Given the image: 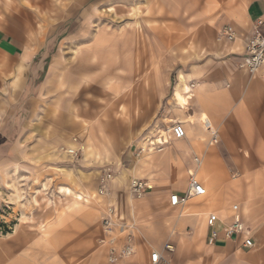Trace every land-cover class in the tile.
Returning <instances> with one entry per match:
<instances>
[{
    "label": "rangeland",
    "instance_id": "374dc122",
    "mask_svg": "<svg viewBox=\"0 0 264 264\" xmlns=\"http://www.w3.org/2000/svg\"><path fill=\"white\" fill-rule=\"evenodd\" d=\"M245 2L241 8L247 9L250 1ZM133 6L142 10L137 17L129 15ZM32 8L36 44L58 29L36 59L32 108L23 103L0 115V254L12 240L29 239L31 251L37 250L47 263L75 264L79 259L85 264L93 257L92 264H106L108 250L100 240L110 202L122 220L134 224L137 252L126 264L139 255L138 240L148 253L155 245L166 253L171 244L177 264H186L192 256L201 258L197 264H212L202 257L185 220L173 216L168 199L177 172L161 169L158 159L144 156L145 142L158 129L168 128L174 102L177 108L181 103L175 93L185 72L173 66L196 49L193 40L187 44L186 28L162 21L167 10L161 0H34ZM49 73L50 84L44 86ZM46 139L54 144L48 146ZM71 141L78 143V155L68 151ZM202 151L198 153L204 155ZM141 157L154 161L153 178L161 177L155 186L153 178H140L152 189L137 204L134 217L129 196L137 197L131 186L137 177L128 175ZM106 172L113 176L109 198L98 194ZM117 177L124 182L114 196ZM60 186L82 192L85 200L74 204ZM206 200L194 199L198 205ZM38 236L40 246L34 242ZM226 257L224 264H234L233 254Z\"/></svg>",
    "mask_w": 264,
    "mask_h": 264
},
{
    "label": "crops",
    "instance_id": "0c3cea01",
    "mask_svg": "<svg viewBox=\"0 0 264 264\" xmlns=\"http://www.w3.org/2000/svg\"><path fill=\"white\" fill-rule=\"evenodd\" d=\"M161 1L167 10L162 21L172 23V27L176 26L178 30L185 27V35L190 39L187 44L192 40L196 44V49H190L187 57L176 60L173 66V69L185 72V77L176 87L175 95L181 98V103H177L179 109L174 102L170 117L182 122L187 134L184 138L175 137V142L164 145V150L149 154L145 148L147 153L144 156L158 159L157 166L161 169L173 168L172 172H177L178 177L171 181L169 189L170 206L171 194L186 192L189 177L197 168L195 157L205 156L199 170L203 169L208 177H202L201 171L198 177L207 189L206 194L190 198L184 205L171 206L175 209L173 216L189 225L192 240L208 263L224 264L226 256L233 254L234 264H264V65L255 73L240 67L246 44L255 33L256 21H264V0H249L247 9L241 8L246 5L245 0ZM32 6L34 0L30 3L29 0H0V115L12 107L19 109L23 103L25 108H32L30 105L35 103L32 91L35 88L33 70L36 59L42 49L45 50L46 40L58 29L36 44ZM227 24L236 28V39L230 40L222 34V28ZM260 29L264 33V23ZM49 70L52 71L53 66ZM50 75L46 76L44 86L50 84ZM190 84L194 85L193 90H190ZM183 88L186 91L180 93ZM216 134L218 142L212 147ZM46 140L48 146L54 144ZM202 148L204 155L198 153ZM144 163L149 162L142 157L134 161L132 174L129 173L128 177L153 178L154 161ZM159 177L151 179L154 186ZM122 182L119 177L114 181V196ZM148 192L142 199L129 196V208L134 217L137 204L145 201ZM204 196L206 202L196 204L194 199ZM114 202L120 205L115 197ZM175 211L181 212L180 215L188 214L177 216ZM211 213L218 215L214 227L208 224ZM237 218L245 224V231L234 238H225V229ZM213 229L219 230L220 236L209 244ZM247 237L254 241L251 248L243 246ZM30 241L12 240L9 249L0 254V264L46 262L41 260V253L37 250L31 251ZM34 242L38 246L43 244L42 236ZM137 243L139 255L129 264H144L146 258V264H150L151 252L162 251L155 245L148 253L145 243L140 240ZM166 253L177 264L173 253ZM199 258L192 256L186 264H197ZM76 260L75 264H79V259ZM61 262L58 264L65 263ZM93 262L95 259L90 257L85 264ZM46 264L53 263L48 261Z\"/></svg>",
    "mask_w": 264,
    "mask_h": 264
},
{
    "label": "built area",
    "instance_id": "2783aa9c",
    "mask_svg": "<svg viewBox=\"0 0 264 264\" xmlns=\"http://www.w3.org/2000/svg\"><path fill=\"white\" fill-rule=\"evenodd\" d=\"M264 23L262 19H258L255 24V33L246 44V53L240 67L248 69L255 73L261 66L264 65V33L261 31V25ZM222 34L230 40H234L238 36V32L233 25L227 24L222 28ZM172 131L177 138L186 136V128L182 122H175L172 126ZM213 142H218V135L213 137ZM69 151V150H68ZM73 155H78L77 151H69ZM197 168L191 173L188 181V187L184 194L173 193L170 196V204L173 207L184 205L190 198L205 195L206 187L202 184L198 177L200 166L203 159L199 156L195 157ZM112 173L106 172L101 178L98 188V194L109 198L111 191ZM131 186L137 197L145 195L150 189L145 180H132ZM218 220L216 213H211L208 217V224L214 227ZM103 236L100 240L102 246L108 250L109 264H126V261L134 256L137 252L135 241L134 224L122 220L117 213V208L114 204L106 202V207L102 217ZM245 231V224L236 219L234 223L229 225L225 231V238H234ZM219 230L213 229L209 239L213 242L219 238ZM245 248L254 246V241L251 237H247L243 243ZM167 252H173L174 246L166 245ZM150 264H174L172 258L163 251L153 250L151 252Z\"/></svg>",
    "mask_w": 264,
    "mask_h": 264
},
{
    "label": "bare ground",
    "instance_id": "6f19581e",
    "mask_svg": "<svg viewBox=\"0 0 264 264\" xmlns=\"http://www.w3.org/2000/svg\"><path fill=\"white\" fill-rule=\"evenodd\" d=\"M112 10H113V7H110L109 11H112ZM141 12H142V10L140 8H137V7H134L133 6L132 9H131V11L129 12V15L130 16H133V17H137ZM25 57H27V55ZM183 91H186V89L183 88L180 91V93L183 92ZM73 115L74 116H78L77 112L75 114H73ZM168 119H169L168 128H165V129L164 128L163 129L161 128V129H158L157 131L155 130L156 131L155 137L154 138H149L148 139L149 141L148 142H145V148L148 150V153L149 154L150 153L152 154L155 151L160 150L161 149V146H163V145H166V144H170V143L175 142L174 139H173V137H172V135H171V132H173L172 131V124L174 122H176V120L174 118H171V117L168 118ZM83 125L86 126L87 123L86 122H83ZM69 144L71 145V147H69L68 150L69 151H76V149L74 147H78V143L75 142V141H71V142H69ZM136 179H140V178H135L133 180H136ZM142 180H145V179H142ZM145 181L149 185L150 189H152L151 188L152 187V184L150 182H148L147 180H145ZM60 187H61V191L65 192L68 196H72V198L74 199V204H79V203H81V201L85 200V197H84V195H83L82 192H77L75 189H73V188H71L69 186H60ZM144 196L145 195H142L139 198L136 197V196L135 197L138 198V199H142ZM39 200H41V199H39ZM86 201H88V199H86ZM208 242H209V244H213L214 243L211 239H208Z\"/></svg>",
    "mask_w": 264,
    "mask_h": 264
}]
</instances>
